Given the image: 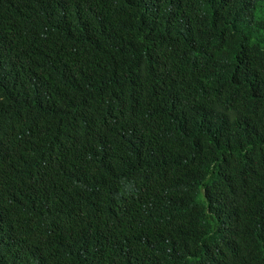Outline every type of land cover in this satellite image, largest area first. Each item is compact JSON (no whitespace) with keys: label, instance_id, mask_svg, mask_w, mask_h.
I'll list each match as a JSON object with an SVG mask.
<instances>
[{"label":"trees","instance_id":"obj_1","mask_svg":"<svg viewBox=\"0 0 264 264\" xmlns=\"http://www.w3.org/2000/svg\"><path fill=\"white\" fill-rule=\"evenodd\" d=\"M264 0H0V264H264Z\"/></svg>","mask_w":264,"mask_h":264},{"label":"rangeland","instance_id":"obj_2","mask_svg":"<svg viewBox=\"0 0 264 264\" xmlns=\"http://www.w3.org/2000/svg\"><path fill=\"white\" fill-rule=\"evenodd\" d=\"M257 17H261V16H264V10H259L256 14Z\"/></svg>","mask_w":264,"mask_h":264}]
</instances>
